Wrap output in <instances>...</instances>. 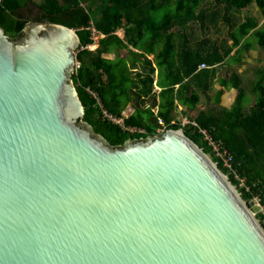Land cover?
I'll return each instance as SVG.
<instances>
[{"label": "water", "instance_id": "obj_1", "mask_svg": "<svg viewBox=\"0 0 264 264\" xmlns=\"http://www.w3.org/2000/svg\"><path fill=\"white\" fill-rule=\"evenodd\" d=\"M79 47L63 25H0V264H264L255 212L183 128L94 131Z\"/></svg>", "mask_w": 264, "mask_h": 264}, {"label": "trees", "instance_id": "obj_2", "mask_svg": "<svg viewBox=\"0 0 264 264\" xmlns=\"http://www.w3.org/2000/svg\"><path fill=\"white\" fill-rule=\"evenodd\" d=\"M207 1L40 0L37 3V0H0V25L11 40L22 38L31 22H50L75 29L80 38L76 54L80 68L74 72L72 80L85 108L84 119L96 133L119 146L131 138L160 134V118H163L167 129L183 128L188 137L218 162L212 146L199 131V128L207 129L233 154L234 170L248 188L239 190L242 199L251 205L257 197L264 208V70L252 89L258 95L257 101L248 110L245 109L247 92L240 77L235 74L232 85L238 94L231 108L199 112L195 119L198 126L172 122L174 88L182 87L184 80L201 63L215 66L225 60V57H218L217 52L201 55L200 47L193 51L188 39L177 43L182 31L185 35L184 31L191 23L200 22L204 26L209 16L208 10L202 7ZM253 2L264 11V0H214L210 17L213 21L219 14L216 7L223 6L227 22L233 23L232 14ZM30 5L40 11L33 20L23 15ZM258 26V21L248 16L235 29L232 26L234 45L251 36L264 48V28ZM93 29L99 34L97 42L93 38ZM119 31L125 32V38L118 34ZM95 44L98 47L91 50L90 46ZM250 47V40H247L243 49ZM124 50L128 53L122 57L120 53ZM109 54H115V59L106 58ZM152 55L154 60L149 58ZM154 65L160 70L158 85L163 88L159 104L156 96L153 97L157 70ZM151 101L156 103L149 105ZM129 106H133L135 111L127 115L125 111ZM157 106L159 111L156 113L154 109ZM104 109L124 117L127 125L145 131L133 133L124 129L105 118ZM218 166L237 187L239 181L232 171L221 162ZM256 217L264 228V210Z\"/></svg>", "mask_w": 264, "mask_h": 264}, {"label": "crops", "instance_id": "obj_3", "mask_svg": "<svg viewBox=\"0 0 264 264\" xmlns=\"http://www.w3.org/2000/svg\"><path fill=\"white\" fill-rule=\"evenodd\" d=\"M255 7L260 9L256 2H253L249 7L242 9L241 11H247L250 7ZM204 5V4H203ZM203 9L208 10L207 23H204L203 28L208 26H219V16L217 15L215 19L212 21V14L209 11V8L202 7ZM218 8V7H217ZM218 10V9H215ZM261 10V9H260ZM263 11V10H261ZM264 12V11H263ZM239 11L234 12L233 14H238ZM222 15V14H221ZM227 15L224 13L222 18V23H224V29L228 32V36L222 37L221 42H216L211 37H209L208 33H200L197 36L198 45L196 48H193V51L198 50L200 47L201 55L208 56L213 52H217L216 55L218 57H225V60L222 63H218L215 66H210L209 69H200V65L197 66L196 70L190 74V76L184 80L182 87L176 86L175 90V108L173 110V120L172 122H179L182 125L183 120H188L189 123L195 122L196 117L198 116L199 112L206 111V110H216L222 107L231 108L234 105L235 99L237 97L238 91L233 87L234 76L240 77L243 88L244 83L246 80L252 81V89L253 86L259 81L261 71L264 70V48L260 47L257 44L256 49L253 47V41L256 42L251 36L245 37L241 40V43L237 46L234 45V39L232 36L233 29L232 26L238 27L242 24L246 19V14L243 15V19L238 21L234 18L233 23H228L226 20ZM251 18H255L258 21L259 28L264 25V14L260 19L256 16H251ZM199 26L202 28L201 23H198ZM120 32V31H119ZM119 34V33H118ZM178 37L177 43H181L184 39H188L190 42L194 41V37H186L183 35ZM122 38H125V32L123 31V35L119 34ZM191 38V39H190ZM250 40L251 47L249 49L244 50V43ZM189 42V43H190ZM257 43V42H256ZM98 47V45H97ZM96 47V48H97ZM126 55L128 53L127 50H124ZM138 51V50H136ZM122 57H124V52L120 53ZM108 59H115V54H109ZM151 60L155 59V56H149ZM156 74H155V91L153 97L156 96L157 103H160V94L163 91L162 87H159V80H160V70L157 68L156 65ZM177 66L179 63L177 61ZM141 68V64H140ZM169 71L166 73V77H168ZM245 89V88H244ZM251 89V91H252ZM247 95L248 91L246 90ZM156 103V101H151L149 103ZM254 105V104H253ZM252 106V105H251ZM250 106V107H251ZM249 107V108H250ZM246 109V108H245ZM128 110V111H127ZM125 111V114H132L135 111L133 106H129L128 109ZM155 112L159 111V107H155ZM248 110V109H246ZM188 123V124H189ZM257 206V205H256ZM258 207V206H257ZM263 208V207H262ZM258 212H262L258 207Z\"/></svg>", "mask_w": 264, "mask_h": 264}, {"label": "rangeland", "instance_id": "obj_4", "mask_svg": "<svg viewBox=\"0 0 264 264\" xmlns=\"http://www.w3.org/2000/svg\"><path fill=\"white\" fill-rule=\"evenodd\" d=\"M213 1L214 0H208L206 3H204L203 7L209 8V11L213 10V7H214ZM37 3H40V0H37ZM217 7H216V9H218L217 11L219 12V14H218V16H219V26L216 25V26H211V27L208 26L206 28H203V27L201 28L199 26V24H198L199 22H196V23H191L188 26V28L184 31V34L186 35V37H194V41H191L189 43L194 48H196V46L198 45V43H196V41H197V36L200 33L201 34L202 33H208L209 37H211V39H213L216 42H221V38L222 37L224 38V37L228 36V32L224 29V23H222V18H221V16L225 13L224 7L223 6H219L218 8ZM39 13H40L39 8H37L34 5H30L24 11L23 15H24L25 18L33 20L35 17H37L39 15ZM245 14L248 17L256 16L258 19H260L262 17V15L264 14V12L261 11L260 9H258L257 7H255V4H253V7H250L247 11H239L238 14H232L231 17L233 19L236 18L238 21H240L241 19H243V15H245ZM207 21H206V23H207ZM261 28H264V25ZM119 34L123 35V31H120ZM96 47H97V44H95L93 46H90V49L91 50H95ZM253 47H254V49H256V47H257V43L254 42V41H253ZM123 52H124V55H126V52L125 51H123ZM76 54H74L75 57H76ZM252 85H253L252 81H249V80H246L245 83H244V88H245V90L248 91V95H247V98H246V101H245V108L246 109H249V107L251 105L255 104V102L257 101V98H258V95L254 94L251 91ZM130 112H129V114H130ZM249 206L251 207V209L257 215L259 210H258V207L256 206V204L252 203Z\"/></svg>", "mask_w": 264, "mask_h": 264}, {"label": "built area", "instance_id": "obj_5", "mask_svg": "<svg viewBox=\"0 0 264 264\" xmlns=\"http://www.w3.org/2000/svg\"><path fill=\"white\" fill-rule=\"evenodd\" d=\"M104 37V36H102ZM93 38L96 41L97 39H99V34L93 29ZM98 41V40H97ZM96 41V42H97ZM76 71L80 68V63L78 61H76V65H75ZM210 66L207 63H201L200 65V69L204 70V69H209ZM104 116L105 118H107L108 120L113 121L114 123L120 124L121 126H123L124 129L130 131V132H144L145 130L142 128H138V127H133V126H129L125 123L124 117L115 115L114 113L109 112L108 110L104 109ZM160 123L162 124V127L159 128V132L163 133L167 130V125L164 121L163 118H160ZM189 121L188 120H183L182 121V125H186L188 124ZM194 125L198 126L196 122H193ZM199 131L202 133L203 135V139L206 140L210 146H212L216 156L218 157V162H221L224 164L225 167L229 168V170L232 171L233 175L235 176L236 180L239 181V184L237 187H235L238 191L241 189H247L248 188L245 186V182L244 180H242L237 172L234 170L233 167V154L231 153V151L224 145V143L222 141H219L217 139H215V137L212 135V133L207 130V129H203V128H199ZM217 162V164H218ZM254 204H256L261 210H263V206L260 204V200L259 198L255 197L253 199Z\"/></svg>", "mask_w": 264, "mask_h": 264}]
</instances>
